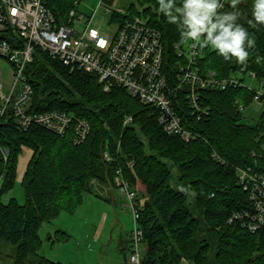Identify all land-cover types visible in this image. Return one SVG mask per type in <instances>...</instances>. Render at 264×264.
<instances>
[{"label": "trees", "instance_id": "16d2710c", "mask_svg": "<svg viewBox=\"0 0 264 264\" xmlns=\"http://www.w3.org/2000/svg\"><path fill=\"white\" fill-rule=\"evenodd\" d=\"M82 1L43 3L59 25L69 26L71 11L77 12ZM115 1L103 0L108 7ZM119 1L125 13L112 11L111 23L139 18L161 32L163 73L174 88L173 107L194 138L185 142L167 134L157 108L127 90L114 87L106 92L97 75L72 70L35 52L25 72L33 89L29 112H63L72 123L60 136L37 125L22 128L10 108L0 117V177L4 176L0 247L4 243L16 247L13 264H60L40 255L43 224L62 213L74 214L86 194L102 197L98 187H115L116 172L121 170L132 188L144 187L138 195L145 198L140 228L147 249L142 264H264V230L253 233L241 221L229 222L235 213L251 211L237 169L253 168L264 175V115L249 125L240 110V105L255 101L246 79L255 75L254 81H264V59H258L264 58V25L248 23L253 19V0H239L236 9L227 0L220 10L238 11V22L255 40L246 66L234 58L226 61L210 46L199 47L196 64L201 76L214 71L219 78H238L246 86L199 89V111L190 104V87L179 79L188 47L180 43L178 24L157 11V0ZM263 101L264 97L259 102ZM127 118L131 122L124 125ZM79 120L88 122L90 133L76 144ZM25 148L33 153L22 180L25 202L12 198L4 203L3 196L15 186ZM3 150L8 152L7 162ZM56 234L66 236L62 230Z\"/></svg>", "mask_w": 264, "mask_h": 264}, {"label": "built area", "instance_id": "2783aa9c", "mask_svg": "<svg viewBox=\"0 0 264 264\" xmlns=\"http://www.w3.org/2000/svg\"><path fill=\"white\" fill-rule=\"evenodd\" d=\"M222 2L225 4L227 0ZM100 6H105L107 11L112 12L103 0ZM97 11L98 8L91 17H87V21L83 14L71 11L72 24L62 26L43 0H0V58L5 59L13 68V83L8 95L4 93L3 84H0V117L10 108L24 129L37 125L60 136L69 130L72 118L66 113L29 112L33 89L25 72L28 64L33 61L35 52L41 51L72 70L97 75L106 92L114 87H121L142 103L156 107L159 123L164 131L190 142L194 135L185 128L182 118L174 110V88L169 85L163 73L164 46L161 32L149 27L142 19L135 18L117 25L113 36L104 34L100 29L92 27ZM113 11L125 13L122 8ZM77 22L84 24L83 30L76 31L73 28ZM198 49L199 46L188 47L184 52L186 63L179 67L181 85L190 87L188 98L195 111L200 109L197 93L199 89L226 90L231 86L245 85L238 78H219L214 71L201 76L196 66ZM252 80H255V75ZM258 84L264 89V81ZM248 88L252 90L249 86ZM263 97L264 92L255 91V101H260ZM240 109L243 110V107ZM129 122L131 118H127L124 125ZM75 133V143L84 142L90 133L88 122L77 121ZM2 155L7 162L8 152L3 150ZM105 157L109 160L107 154ZM214 158L221 160L218 155H214ZM237 174L241 186L248 193L251 211L235 213L229 222L241 221L253 233L264 230V175L253 168L237 169ZM3 181L2 175L0 190ZM114 183L127 196L133 212L134 228L129 236L128 264H142L144 252L141 246L145 242L140 219L145 200L138 198V190L132 188L121 170H117Z\"/></svg>", "mask_w": 264, "mask_h": 264}, {"label": "rangeland", "instance_id": "374dc122", "mask_svg": "<svg viewBox=\"0 0 264 264\" xmlns=\"http://www.w3.org/2000/svg\"><path fill=\"white\" fill-rule=\"evenodd\" d=\"M100 5L101 0H83L77 8V14H83L87 21V17H91L98 8L92 27L113 36L117 31V24L110 22L112 12ZM118 8L124 9L125 6L116 0L110 9L113 11ZM73 28L81 31L84 24L77 22ZM0 72V84H3L4 93L8 95L13 83V68L3 58H0ZM245 83L254 91L264 92L257 81L247 78ZM241 107H243V110H240L243 111L246 124L255 125L264 115V101H253L250 105L245 107L242 104ZM32 154V150L23 149L19 158L15 186L3 196L4 203H9L12 198H15L20 204H24L22 180ZM112 190L117 199L116 203L113 200L109 201L108 198L105 199L106 190L98 188V193L102 197L95 199L92 194H86L82 205L74 214L62 213L52 222L44 223L40 230L43 242L39 251L40 255L60 264H128L127 242L134 228L133 212L127 196L116 187ZM137 190L139 196L144 193L143 186L138 187ZM58 230L66 232V236L56 234ZM145 246L146 244L141 246L144 251L147 248ZM15 253V246L2 244L0 264H13Z\"/></svg>", "mask_w": 264, "mask_h": 264}, {"label": "clouds", "instance_id": "9594fccd", "mask_svg": "<svg viewBox=\"0 0 264 264\" xmlns=\"http://www.w3.org/2000/svg\"><path fill=\"white\" fill-rule=\"evenodd\" d=\"M157 11L169 23L181 29L180 43L190 48L211 47L226 61L246 66L249 49L255 46L247 28L238 21V11H220L225 5L222 0H157ZM239 0H231L236 9ZM179 14V15H178ZM252 20L249 24L264 25V0H253ZM264 59V58H258Z\"/></svg>", "mask_w": 264, "mask_h": 264}, {"label": "crops", "instance_id": "0c3cea01", "mask_svg": "<svg viewBox=\"0 0 264 264\" xmlns=\"http://www.w3.org/2000/svg\"><path fill=\"white\" fill-rule=\"evenodd\" d=\"M139 187H140V186H139ZM98 188H99L100 190H101V189L106 190V191H105V195H104V198H105V199L108 198L109 201H112V200H113V202L116 203L117 199L115 198V193H114V191L112 190L113 187L110 186V187L107 188V187H101V186H100V187H98ZM92 197L95 198V199H97V197L94 196V195H92ZM128 242H129V240H128ZM128 242H127V244H128ZM145 247H146V246H145ZM146 249H147V248H146ZM146 249H145V251H144V250H143V247H142V250H143L144 253L146 252Z\"/></svg>", "mask_w": 264, "mask_h": 264}, {"label": "bare ground", "instance_id": "6f19581e", "mask_svg": "<svg viewBox=\"0 0 264 264\" xmlns=\"http://www.w3.org/2000/svg\"><path fill=\"white\" fill-rule=\"evenodd\" d=\"M114 184V183H113Z\"/></svg>", "mask_w": 264, "mask_h": 264}]
</instances>
